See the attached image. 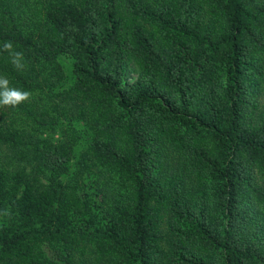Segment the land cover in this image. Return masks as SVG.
<instances>
[{"label":"trees","instance_id":"obj_1","mask_svg":"<svg viewBox=\"0 0 264 264\" xmlns=\"http://www.w3.org/2000/svg\"><path fill=\"white\" fill-rule=\"evenodd\" d=\"M0 77V264H264V0H0Z\"/></svg>","mask_w":264,"mask_h":264},{"label":"clouds","instance_id":"obj_2","mask_svg":"<svg viewBox=\"0 0 264 264\" xmlns=\"http://www.w3.org/2000/svg\"><path fill=\"white\" fill-rule=\"evenodd\" d=\"M3 50L7 51L11 56V63L17 70H23V53L13 50L11 41H7L3 45ZM30 98V93L9 86V80L6 77H0V107L15 108L27 101Z\"/></svg>","mask_w":264,"mask_h":264},{"label":"rangeland","instance_id":"obj_3","mask_svg":"<svg viewBox=\"0 0 264 264\" xmlns=\"http://www.w3.org/2000/svg\"><path fill=\"white\" fill-rule=\"evenodd\" d=\"M136 75V66L129 58L125 57V68L122 76V86H129V84L135 79Z\"/></svg>","mask_w":264,"mask_h":264}]
</instances>
